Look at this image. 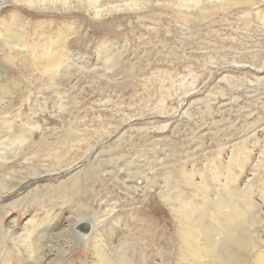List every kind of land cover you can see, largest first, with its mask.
Segmentation results:
<instances>
[{
    "label": "rangeland",
    "instance_id": "obj_1",
    "mask_svg": "<svg viewBox=\"0 0 264 264\" xmlns=\"http://www.w3.org/2000/svg\"><path fill=\"white\" fill-rule=\"evenodd\" d=\"M263 197L264 0H0V264H264Z\"/></svg>",
    "mask_w": 264,
    "mask_h": 264
},
{
    "label": "bare ground",
    "instance_id": "obj_2",
    "mask_svg": "<svg viewBox=\"0 0 264 264\" xmlns=\"http://www.w3.org/2000/svg\"><path fill=\"white\" fill-rule=\"evenodd\" d=\"M127 7V6H126ZM3 179V178H2ZM243 185V184H242ZM261 198V197H260ZM264 198V197H263ZM29 199V198H28ZM183 205V204H182ZM18 207V206H17ZM188 208H186L185 210H187ZM188 211V210H187ZM84 215V214H83ZM59 216H61V215H59ZM57 217H58V215H57ZM56 217V218H57ZM95 217V216H94ZM55 218V219H56ZM55 219L53 220V222L55 221ZM57 222V221H56ZM55 222V223H56ZM62 222V221H61ZM86 223V222H85ZM52 224H54V223H52ZM62 224V223H61ZM64 224V223H63ZM81 224H82V222H81ZM44 225V224H43ZM80 225V224H79ZM175 225V224H174ZM66 226V225H65ZM78 226V225H77ZM64 227V226H63ZM88 226H87V223H86V226H85V229H88L87 228ZM58 228V227H57ZM67 228V227H66ZM77 228V227H76ZM54 229V228H53ZM2 230V229H1ZM5 230V229H4ZM60 230V229H59ZM73 230V229H72ZM262 231V230H261ZM25 232H26V230H25ZM78 232H80V231H78ZM57 233V232H56ZM82 233V232H81ZM52 234H53V232H52ZM36 235V234H35ZM39 235V234H38ZM55 235V234H54ZM58 235H60V234H58ZM22 237H23V235H22ZM84 237V236H83ZM51 238V237H50ZM55 238H56V236H55ZM42 239V238H41ZM263 239V238H262ZM17 240V239H16ZM40 240V239H39ZM68 240V239H67ZM65 241V240H64ZM102 241V240H101ZM105 241V240H104ZM106 242V241H105ZM4 243V242H3ZM90 243H92V242H90ZM18 244V243H17ZM33 245V244H32ZM24 246V245H23ZM39 247H40V245H39ZM97 247V246H96ZM27 248V247H26ZM41 248V247H40ZM40 248H38V249H40ZM91 248V247H90ZM93 249H94V247H93ZM42 250V249H41ZM40 252V251H39ZM111 253H113V252H111ZM97 255V254H96ZM207 256V255H206ZM181 259V258H180ZM260 260H262V259H260ZM10 261V260H9ZM121 261V260H120ZM119 261V262H120ZM263 262H264V260H263ZM110 263V262H109ZM193 263V262H192ZM187 264V263H186Z\"/></svg>",
    "mask_w": 264,
    "mask_h": 264
}]
</instances>
